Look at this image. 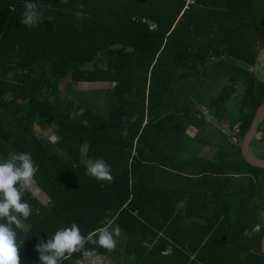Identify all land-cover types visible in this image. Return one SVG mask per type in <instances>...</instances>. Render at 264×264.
I'll return each instance as SVG.
<instances>
[{
    "label": "trees",
    "instance_id": "1",
    "mask_svg": "<svg viewBox=\"0 0 264 264\" xmlns=\"http://www.w3.org/2000/svg\"><path fill=\"white\" fill-rule=\"evenodd\" d=\"M25 2L0 0V159L38 165L20 264H40L36 245L59 228L87 235L109 213L116 248L86 247L116 264H264V168L241 150L264 102V0H30L44 14L31 29ZM258 133L264 158V118ZM95 159L112 182L85 175Z\"/></svg>",
    "mask_w": 264,
    "mask_h": 264
},
{
    "label": "clouds",
    "instance_id": "2",
    "mask_svg": "<svg viewBox=\"0 0 264 264\" xmlns=\"http://www.w3.org/2000/svg\"><path fill=\"white\" fill-rule=\"evenodd\" d=\"M76 15L82 17L83 14L78 12ZM43 19L44 14L39 10L37 3L26 0L21 23L31 29ZM84 111L83 108L74 111L69 114L70 118L82 117ZM136 119L135 115L131 121L128 117H122L123 121L129 123H134ZM82 123L87 126L88 121L84 120ZM122 134H127V128ZM37 171L38 165L27 152L11 151L6 158L0 159V221H3L0 222V264H20L19 249L24 240H18L17 230L24 228L21 218L27 220L32 215V209L23 197L27 192H31L33 197L36 196V193L32 192V185ZM85 175L98 182L110 183L113 180L111 166L104 159L89 162ZM261 230L262 225L257 223L250 231L246 229L244 236L251 237ZM120 236L121 228L109 213L103 225L87 235L82 234L75 222L70 227L59 228L46 242L37 244L36 251L39 253L40 264H63L64 261L70 260L74 253L80 252L83 258L78 259L77 264H100L95 248L89 249L86 245L91 244L112 251L116 248L117 238Z\"/></svg>",
    "mask_w": 264,
    "mask_h": 264
},
{
    "label": "water",
    "instance_id": "3",
    "mask_svg": "<svg viewBox=\"0 0 264 264\" xmlns=\"http://www.w3.org/2000/svg\"><path fill=\"white\" fill-rule=\"evenodd\" d=\"M263 53H264V49L259 54L257 63L260 61V57ZM255 70H256V74L259 76V78L261 80H263L260 77V75L257 71V68ZM263 118H264V102L256 110L254 118L251 122L250 127L248 128V130L245 133V136L243 138L242 145H241L242 154H243V157L245 158V160L249 164H251L255 167H259V168H264V158L256 157L250 150V144L254 140V138L256 137L260 122L262 121ZM261 249H262V252L264 254V236L262 238Z\"/></svg>",
    "mask_w": 264,
    "mask_h": 264
},
{
    "label": "rangeland",
    "instance_id": "4",
    "mask_svg": "<svg viewBox=\"0 0 264 264\" xmlns=\"http://www.w3.org/2000/svg\"><path fill=\"white\" fill-rule=\"evenodd\" d=\"M260 59H263L264 60V53L261 55ZM261 73L264 74V65L261 67ZM98 87H100L99 84L98 85H96V84H94V85L93 84H82V85H79L78 86L79 89H89V88H98ZM204 109H205V111H208V109H207L206 106L204 107ZM189 132L191 133V135H193V133H194V131H193L192 128L189 130ZM227 133H228V136L232 137L231 130H228ZM259 137H261V133H258L257 132V135H256L255 138L259 139ZM259 144L261 145V144H264V143L259 142ZM251 150H252V152L254 154H256V150H255V148H254L253 145L251 147ZM262 151L264 152V149ZM208 152L209 153H212V152H214V150L213 149H210ZM100 264H116V262H115V259L114 258L104 257V258H100Z\"/></svg>",
    "mask_w": 264,
    "mask_h": 264
},
{
    "label": "crops",
    "instance_id": "5",
    "mask_svg": "<svg viewBox=\"0 0 264 264\" xmlns=\"http://www.w3.org/2000/svg\"><path fill=\"white\" fill-rule=\"evenodd\" d=\"M208 153H209V152H208ZM209 154H210V156H211L212 153H209Z\"/></svg>",
    "mask_w": 264,
    "mask_h": 264
}]
</instances>
